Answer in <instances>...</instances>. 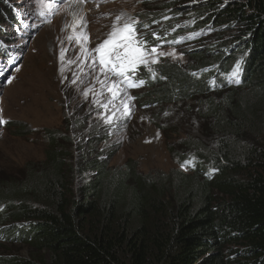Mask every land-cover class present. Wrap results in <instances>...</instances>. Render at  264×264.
<instances>
[{"label":"trees","instance_id":"trees-1","mask_svg":"<svg viewBox=\"0 0 264 264\" xmlns=\"http://www.w3.org/2000/svg\"><path fill=\"white\" fill-rule=\"evenodd\" d=\"M194 1L193 19L169 7L139 27L160 24L152 32L161 38L201 37L191 40L198 48L185 68L157 65L155 78L140 76L145 106L196 105L200 137L169 147L180 168L191 161L187 170L144 176L134 161L112 167L119 148L108 135L93 136L84 151V141L49 133L42 162L0 181V239L36 252L1 264H264V0ZM7 4L0 0V24L13 27ZM205 10L215 16L194 29ZM224 22L241 35L221 47L225 35L208 36L226 25L206 27ZM147 35L149 46L169 40Z\"/></svg>","mask_w":264,"mask_h":264},{"label":"rangeland","instance_id":"rangeland-1","mask_svg":"<svg viewBox=\"0 0 264 264\" xmlns=\"http://www.w3.org/2000/svg\"><path fill=\"white\" fill-rule=\"evenodd\" d=\"M74 1L64 0V3H58L54 0H7V6H10L16 18V26L0 24V38L9 40L8 43L0 40V117L6 121L0 123V181L21 179L25 167L42 162L48 149L49 133L70 136L77 143L84 141V151L92 143L93 136L99 133L103 137L108 135L110 146L119 148L112 167H123L129 161H134L138 163L139 171L144 176L184 171L177 165V159L169 152V147L175 148L180 138L184 139L187 135L200 137L198 109L193 110L196 105L163 110L145 106L146 89L143 86L126 88L130 117L124 118L119 126L106 125L99 118V114L105 113V109L93 103V96L101 103L107 101L111 96L108 87L112 85L102 88L88 74L92 66L84 60L76 39L69 40V37L73 36V28L76 33L86 32L89 39L83 41L84 46L94 48L111 31L117 15L123 14V19L140 17V22L144 18L163 13L169 7V13L179 10L185 14L189 6L196 5V1L84 0L82 8L85 14H77V24L71 20ZM199 15V25L209 24L215 16L207 10ZM224 25L226 26L216 29L211 37L213 40L219 35H225L223 40L216 42L221 47L227 46L234 41L232 39L241 35V31L233 24L216 23L212 27ZM160 27V24L147 26L140 33L148 38L149 32ZM197 48L195 44L187 47L164 46L166 52L175 49V57H160V62L152 65V68L154 70L157 65L165 64L185 68L189 65L190 54ZM62 49L63 63L60 58ZM215 50L218 49H210V52H216ZM180 53H183L182 57ZM11 56L14 63H11ZM68 61L73 63L69 64ZM138 70H141V74L137 73L138 76H142L144 72L149 73L144 66H140ZM77 77L73 84V79ZM111 79L116 80V77L112 76ZM85 91H89L87 99L83 95ZM113 103L121 108L118 98ZM112 111V105H109L107 114L111 115ZM76 124L77 127L74 126ZM207 142L211 144L212 141ZM108 146L100 145L98 150ZM82 154L75 151V158L79 160ZM5 229L0 228V231ZM34 253L36 252L26 245L11 244L0 239V260L32 261Z\"/></svg>","mask_w":264,"mask_h":264},{"label":"snow or ice","instance_id":"snow-or-ice-1","mask_svg":"<svg viewBox=\"0 0 264 264\" xmlns=\"http://www.w3.org/2000/svg\"><path fill=\"white\" fill-rule=\"evenodd\" d=\"M58 3H64V0H57ZM81 3L84 0H80ZM43 15V13H41ZM75 16V13H74ZM138 19L128 17L123 19V14L115 17V22L111 25V31L105 34V38L100 41L94 48H85L83 41H88L89 37L86 32L76 33L73 28V36L69 37V40L76 39L80 45L81 54L84 56V60L89 63L92 68L88 73L93 76V79L97 83L101 84L102 88L108 87V91L111 93L110 98L107 101L101 103L93 96V103L98 107H103L105 113L99 114V118L104 121L106 125L119 126L121 121L130 117L131 110L126 102L128 99L126 88L143 86L145 80L137 78V70L140 66H144L152 77L155 78V71L152 65L160 62V57L173 56L175 57V49L170 52L164 51L163 44H155L149 46L146 39L143 38V33H140L137 29L139 24ZM87 25L84 24V29ZM153 37L157 40L161 37L153 32ZM179 41H172V43H178ZM181 57L183 53L179 54ZM61 62H64V49L61 50ZM69 64L73 61H68ZM240 64L237 63L231 73L234 81L239 83ZM192 75H197L192 73ZM115 76L116 80H112L111 77ZM78 77L73 79V84L76 83ZM11 81H9L10 83ZM85 99L89 96V91L83 93ZM121 108H117L113 100L117 99ZM134 99V98H133ZM112 105V114L108 115V106ZM117 113H119L117 115ZM167 115V113H165ZM0 123H6L2 117H0ZM159 133H157V137ZM150 143L151 141H145ZM191 161H185L181 164V168L187 170Z\"/></svg>","mask_w":264,"mask_h":264},{"label":"bare ground","instance_id":"bare-ground-1","mask_svg":"<svg viewBox=\"0 0 264 264\" xmlns=\"http://www.w3.org/2000/svg\"><path fill=\"white\" fill-rule=\"evenodd\" d=\"M74 13H75V16H74ZM78 13L85 14V12H83L82 3H80V1L75 0L71 6V20L74 24H77L76 23V21H77L76 16Z\"/></svg>","mask_w":264,"mask_h":264},{"label":"clouds","instance_id":"clouds-1","mask_svg":"<svg viewBox=\"0 0 264 264\" xmlns=\"http://www.w3.org/2000/svg\"><path fill=\"white\" fill-rule=\"evenodd\" d=\"M185 15H187L188 17H192V19L195 17L193 14H186L185 13ZM200 25L197 23L196 25H195V27H194V29H196V30H198V27H199ZM210 27H212V26H208V27H206V28H210ZM189 34H191V36H189V37H193V33H189ZM186 37V36H185ZM189 37H186V39L188 40V38ZM212 37V35H209L208 36V38H211ZM197 38H201L200 36H195V38L194 39H197ZM193 39V40H194ZM190 45H194V43H193V41H187V42H185V43H183V45H181V46H183V47H187V46H190ZM209 69V68H208ZM210 70V69H209ZM218 78L219 79H222L223 78V76H222V74H219L218 75Z\"/></svg>","mask_w":264,"mask_h":264}]
</instances>
